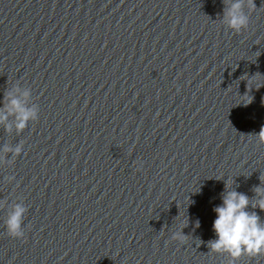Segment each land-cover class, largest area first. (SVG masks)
Segmentation results:
<instances>
[{
    "label": "clouds",
    "instance_id": "obj_1",
    "mask_svg": "<svg viewBox=\"0 0 264 264\" xmlns=\"http://www.w3.org/2000/svg\"><path fill=\"white\" fill-rule=\"evenodd\" d=\"M225 5L221 23L227 29L240 33L248 28L250 23L249 13L256 7L255 0H223ZM247 9V12L245 11ZM248 90L249 89V80ZM264 85H257L259 89ZM252 100L249 102L251 103ZM0 106V128L11 136L15 133L20 136L29 126L39 119V105L33 102L32 89L21 86L20 81L7 87L3 94ZM248 104V103H247ZM259 145H264V126L258 134H251ZM24 141L18 143L5 142L0 146V166H12L24 151ZM135 164L142 165L140 161ZM139 170V168L137 169ZM260 185L254 186L253 197L237 191L233 186L229 188L228 179L225 181V190L221 193L222 203L215 206L213 211L216 219L213 230L216 239L208 242L209 251L222 256H227V264H237L241 257L250 259L264 256V220L254 209L264 211V174L259 176ZM4 181L12 184L16 181L14 175L4 177ZM249 207L253 209L249 210ZM0 211H5L4 225L9 237L22 239L25 235L24 220L28 211L22 201H12L7 198L0 199ZM187 226V225H186ZM173 232L172 240L185 242L187 235L183 229Z\"/></svg>",
    "mask_w": 264,
    "mask_h": 264
}]
</instances>
